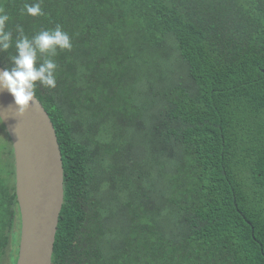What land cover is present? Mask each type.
Here are the masks:
<instances>
[{
	"label": "trees",
	"instance_id": "trees-1",
	"mask_svg": "<svg viewBox=\"0 0 264 264\" xmlns=\"http://www.w3.org/2000/svg\"><path fill=\"white\" fill-rule=\"evenodd\" d=\"M35 2L0 7L13 41L59 24L73 45L35 90L65 169L53 264H264V0ZM20 238L13 148L0 264Z\"/></svg>",
	"mask_w": 264,
	"mask_h": 264
},
{
	"label": "water",
	"instance_id": "water-1",
	"mask_svg": "<svg viewBox=\"0 0 264 264\" xmlns=\"http://www.w3.org/2000/svg\"><path fill=\"white\" fill-rule=\"evenodd\" d=\"M5 69L0 64V72ZM0 115L12 139L16 160L21 210L17 264H53L65 202V169L57 130L36 95L26 112L19 115L12 94L0 90Z\"/></svg>",
	"mask_w": 264,
	"mask_h": 264
},
{
	"label": "clouds",
	"instance_id": "clouds-1",
	"mask_svg": "<svg viewBox=\"0 0 264 264\" xmlns=\"http://www.w3.org/2000/svg\"><path fill=\"white\" fill-rule=\"evenodd\" d=\"M22 12L31 16L43 15L40 0L25 3ZM10 16L0 7V52H7L15 47V54L10 56L12 67L0 72V90H7L14 97L19 115H23L31 106L36 95L37 85L56 88L58 64L54 59L57 50H71L73 45L69 34L57 24L52 29H42L29 38L22 25L17 24V36L13 41V32L8 24ZM2 120L3 115H0Z\"/></svg>",
	"mask_w": 264,
	"mask_h": 264
},
{
	"label": "rangeland",
	"instance_id": "rangeland-1",
	"mask_svg": "<svg viewBox=\"0 0 264 264\" xmlns=\"http://www.w3.org/2000/svg\"><path fill=\"white\" fill-rule=\"evenodd\" d=\"M14 148L12 139L3 121L0 118V171L7 167L9 152Z\"/></svg>",
	"mask_w": 264,
	"mask_h": 264
}]
</instances>
